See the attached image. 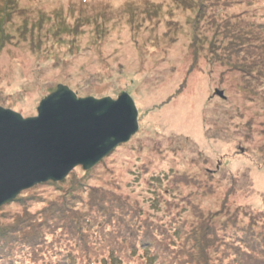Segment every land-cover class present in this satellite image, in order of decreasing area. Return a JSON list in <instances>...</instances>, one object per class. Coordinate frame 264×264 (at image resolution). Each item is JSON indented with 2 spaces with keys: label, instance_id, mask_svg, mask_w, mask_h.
Returning <instances> with one entry per match:
<instances>
[{
  "label": "rangeland",
  "instance_id": "1",
  "mask_svg": "<svg viewBox=\"0 0 264 264\" xmlns=\"http://www.w3.org/2000/svg\"><path fill=\"white\" fill-rule=\"evenodd\" d=\"M201 1L0 0V108L36 117L65 86L139 113L95 167L0 208V264H264V43L210 47L264 33L263 0Z\"/></svg>",
  "mask_w": 264,
  "mask_h": 264
},
{
  "label": "water",
  "instance_id": "2",
  "mask_svg": "<svg viewBox=\"0 0 264 264\" xmlns=\"http://www.w3.org/2000/svg\"><path fill=\"white\" fill-rule=\"evenodd\" d=\"M219 97L223 92L216 91ZM38 116L0 108V208L25 190L90 170L139 131L134 100L80 99L68 87L41 101Z\"/></svg>",
  "mask_w": 264,
  "mask_h": 264
},
{
  "label": "trees",
  "instance_id": "3",
  "mask_svg": "<svg viewBox=\"0 0 264 264\" xmlns=\"http://www.w3.org/2000/svg\"><path fill=\"white\" fill-rule=\"evenodd\" d=\"M199 1H201V0H199ZM202 1H204V0H202ZM201 1V2H202ZM261 4H263V8H264V0L262 1V3ZM262 6V5H261ZM72 8V7H71ZM200 10V9H199ZM198 10V11H199ZM3 15V14H2ZM4 16V15H3ZM0 17H1V15H0ZM64 20V19H63ZM63 20H61V21H63ZM212 20H213V22L214 23H216L217 24V22H215V18H212ZM198 21L197 20H195V23L192 25V38H193V41H194V43L195 42H199V39H198V37H197V34L198 33H200V31H199V24L197 23ZM242 22V21H241ZM213 24V23H212ZM244 24H246V25H244L243 26V30H242V34L244 35V37H242V38H240L239 39V37H237V36H239V35H236L235 37H233V38H231V37H229V36H227L226 35V33H224V31H220V29H223V25L221 26L219 23L217 24V25H219V26H221V27H219L220 29L219 30H217V32L215 33V36H214V39H218V46H215V47H212L211 45H210V47L211 48H218L217 50H215L214 52H217V51H219V48L220 49H222V50H225V51H229V48H230V46H233V45H235V42H237V43H239V44H242L243 42H245V41H253V42H255L256 44H257V49L259 50L260 48H261V45H260V43H264V33H261V32H257V30L255 29V28H259V26L258 27H254V25H252V24H249V23H244ZM238 30L240 29V28H237ZM202 33V32H201ZM219 38H221V39H219ZM224 48V49H223ZM234 49V48H233ZM252 50L251 49H248V52H251ZM263 52L261 51L258 55H256V57H258V60L259 61H263L264 60V55L262 54ZM254 63H252V65H256V66H263V63L262 62H256V61H253ZM79 168V167H78ZM83 169V168H82ZM84 170V169H83ZM85 171V170H84ZM68 178V177H67ZM66 178V179H67ZM65 179V180H66ZM225 198L226 199H229V196L233 199L234 198V194H235V189L234 188H229V190H227V191H225ZM101 202V201H100ZM101 204H103L104 205V203H101ZM108 207H110V206H108ZM238 208H240V209H242V211H244V210H248L247 209V207H238ZM253 212V211H252ZM236 213V212H235ZM261 214H263V213H259V214H256L254 217L255 218H259V217H262V215ZM264 215V214H263ZM245 216L247 217V216H250L249 217V219L250 220H252V219H254V217L253 216H251V211L249 210L248 211V213L247 214H245ZM75 218V217H74ZM250 225H252V227L253 226H255V224L251 221V223H250ZM201 229V228H200ZM209 231V229H208V226H205L204 227V231H203V233H206V232H208ZM207 238L208 239H213V236H211V235H208L207 233H206V235L202 238V240H201V246L202 247H204V245H205V242H206V240H207ZM207 244H208V242H207ZM214 244V243H213ZM213 244L211 245V246H213ZM116 246H118V245H116ZM149 249V248H148ZM131 251L132 252H136L137 250H136V248L135 247H132L131 248ZM202 251H204V249H202ZM87 253V252H86ZM202 255H203V261L204 262H206V258H205V256H204V254L202 253ZM81 257H84V263L85 264H93L92 263V261L90 260V257H88V256H86V255H84V256H81ZM71 261H73V262H71L70 264H82L83 262H81L80 260H78L77 261V259L75 260L74 258H72L71 259ZM120 262V261H119ZM42 263H47V262H42ZM47 264H54V263H47ZM56 264H58V263H56ZM110 264H118V259H113V260H110Z\"/></svg>",
  "mask_w": 264,
  "mask_h": 264
},
{
  "label": "bare ground",
  "instance_id": "4",
  "mask_svg": "<svg viewBox=\"0 0 264 264\" xmlns=\"http://www.w3.org/2000/svg\"><path fill=\"white\" fill-rule=\"evenodd\" d=\"M217 91H219V90H217ZM220 92H221V91H220ZM63 181H64V180H63ZM60 182H61V181H60ZM42 184H43V183H42ZM38 185H40V184H38ZM38 185H36V186H38ZM36 186H34V187H36ZM34 187H33V188H34Z\"/></svg>",
  "mask_w": 264,
  "mask_h": 264
}]
</instances>
